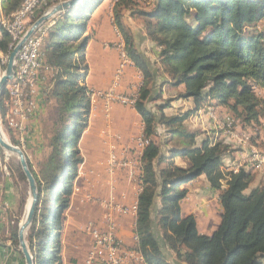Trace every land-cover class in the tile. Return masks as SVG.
I'll return each mask as SVG.
<instances>
[{
    "label": "trees",
    "instance_id": "1",
    "mask_svg": "<svg viewBox=\"0 0 264 264\" xmlns=\"http://www.w3.org/2000/svg\"><path fill=\"white\" fill-rule=\"evenodd\" d=\"M22 1L8 0L2 15ZM105 1L114 3V25L143 79L132 104L143 124L134 248L147 264H264V185L250 188L251 170L244 167L223 168L234 152L229 144L209 137L196 143L197 133L183 125L192 110L166 115L173 98L156 103L162 86H182L177 96L192 99L194 110L214 102L234 122L264 121V35L256 30L264 20V0H153L148 10H134L136 0H83L45 25L40 70L51 73L46 99L55 105V118L38 170L28 162L39 197L27 235L34 264H62V222L82 161L78 142L91 105L87 86L79 82L86 75L79 61L89 40L88 19ZM127 8L142 17L145 37L158 49L156 63L132 42L122 21ZM10 42L0 27V52L7 55ZM3 111L0 102V115ZM175 157L188 165L177 166ZM14 171L25 178L20 165ZM202 174L220 191V223L211 235L200 234L194 216L180 212L187 193L182 186ZM11 228L8 239L16 248V224Z\"/></svg>",
    "mask_w": 264,
    "mask_h": 264
},
{
    "label": "crops",
    "instance_id": "2",
    "mask_svg": "<svg viewBox=\"0 0 264 264\" xmlns=\"http://www.w3.org/2000/svg\"><path fill=\"white\" fill-rule=\"evenodd\" d=\"M7 1L0 0V11L2 8L4 10V5ZM106 4H108L107 1L100 5L88 19L85 33L89 35V40L83 58L79 61L80 71H86V75L81 77L79 82L80 80H84L85 85L91 91V105L87 126L83 130L78 142L82 161L78 165L69 205L64 212L60 236L62 264L83 263L91 245V237L85 232L83 221H85L86 225L89 222H93L100 227H105V217L107 214H112V219L116 224L115 234L122 240L123 244L130 247L135 244V208L141 190L138 174L139 168L136 172V178H131L126 167L109 169L108 158L111 153H114L119 160H137L141 157L139 149L135 147V142L138 137L139 146L142 149V120L140 115L131 106L122 105L117 102L105 106L104 101L100 98H96L92 102V89H108L114 79L115 70L119 62L118 49L103 46L107 40L111 39L112 31V12L110 7H106ZM143 36L144 41L152 44L145 37V32H143ZM136 47L150 59V55L144 49ZM151 47L154 54L158 55V49L152 45ZM128 64L129 67L121 76L116 91L126 95L132 94L131 97L135 98L143 79L135 66L130 62ZM43 73L44 80L39 86V99L41 98V92L50 88L49 81L47 80H49L51 73L49 71H43ZM44 83L48 84L47 87L43 86ZM165 87L169 89L167 86H163L162 89ZM182 89V86L170 88V90H174V93L169 95V98L172 97L174 100L170 102L168 108H175L176 110L180 106L187 109V111L192 110L188 116L189 123L191 122L188 129L197 133L196 143H200L209 137L215 140H222L229 145L233 144L234 147L232 148L238 147L237 151L232 152L224 159L223 168L225 170H233L236 167H244V169L251 170V172L258 171L252 169L248 161L250 162L253 152H257L264 157V141L258 140V137L261 135H258L259 133L253 134L252 132L254 137L251 138V143L249 141L246 142V139L239 138L238 132L234 131V129L233 132L226 133L222 128L223 116L227 113L225 107L211 102L201 109L194 110L192 99L179 98L177 96V92L182 91ZM165 97L166 95L164 94L162 98ZM50 102L53 106V102ZM209 109H212L211 113ZM181 111L183 109L179 110V112ZM165 114L174 115L176 112L171 114L165 112ZM239 124V132L242 137H248L245 135V132L251 130L249 127L256 125H260L259 127L261 125L264 126V121L261 119L259 124ZM262 140L264 139L262 138ZM169 148H171L170 145L166 147V149ZM172 161L179 167L184 168L188 165L187 160L181 157H175ZM1 162L0 160V233H3L8 230L9 223H11L7 218V214H11L15 210L17 193H14V184L10 176L2 174L1 164L4 163ZM261 181H263L262 184L264 185V177ZM182 187L187 190V193L180 202L181 214L183 216L193 215L198 232L204 235H211L217 229L220 220L218 221L215 218L217 226L210 228L207 232V228L210 227V222L213 218L212 215H214L210 198L218 202L217 211L221 215L220 191L212 189L203 174L184 184ZM222 187L224 188L225 185ZM87 194H90L93 199L88 200L86 198ZM110 201L112 202V207L113 205H132V214L124 215L113 208L111 210L110 207L105 206ZM182 208L185 209L184 213L181 211ZM10 241L7 240L6 242L0 238V264H22L21 256L17 251L19 248H15ZM134 262L138 261L134 260ZM23 264L25 263L23 262Z\"/></svg>",
    "mask_w": 264,
    "mask_h": 264
},
{
    "label": "rangeland",
    "instance_id": "3",
    "mask_svg": "<svg viewBox=\"0 0 264 264\" xmlns=\"http://www.w3.org/2000/svg\"><path fill=\"white\" fill-rule=\"evenodd\" d=\"M55 1L60 2L62 0H46L45 4L41 5V7L38 8L37 13H40L39 10L41 11V13L40 14L36 13L38 16L35 19L30 18L29 23L27 24V28L44 12V10H46L50 6L56 4L57 2H55ZM136 1L138 2V7L134 6V8H133L134 10L137 8L140 10H148L153 6L152 5L153 0L152 1L136 0ZM47 3H49V6L44 8V6ZM106 7L107 8L110 7V10L112 12V27H111L112 31H111V39L107 40L106 43L103 44V46L107 47V48L119 50V48H120L119 45H122L123 48H125V42H124V38L122 36V33L114 25V12H113L114 3L113 2L108 3V4H106ZM132 11L133 10H130V8H127V9H123V12H122L123 13L122 20H123V23L125 24V26L128 30L127 32L131 36L132 42L136 46H138L139 48L144 49L150 55V61L156 63L155 60H156L157 55L154 54V52L152 51V47H151V45L154 46V44L153 43L149 44L147 41H144L143 32H145V31H144V27H143V19L141 16H139L138 14H135ZM2 14H4L3 10L0 11V16ZM51 20L52 19H50V21L48 23H46L47 26H49L51 24ZM46 24H44V26H43L44 29L47 27V26H45ZM256 30L260 31L264 35V20L260 21V23L256 27ZM263 41H264V39H263ZM0 57H3V59H5L6 55L0 52ZM6 64H7V62H6ZM5 67H6V65L2 67L3 72L5 70ZM128 67L129 66L125 67L124 72ZM80 83L83 84L84 81L80 80ZM47 85L48 84L44 83L43 86L47 87ZM162 88H163V86H162ZM162 88H161V90H159L161 93V97L157 101H161L162 103H164L166 101V99L169 98V95L174 93V90H170V88L167 89L166 87L164 89H162ZM47 91L48 90L41 92V98L39 99L40 89L38 87L37 95L34 99V102L36 104V108H35L34 112L31 113V115L26 116L25 119H23V120H20V118L18 116H15L12 113H10L9 115H7V113L5 114V112L7 110L6 101L8 100V97L6 95L5 90L1 96L2 100L0 101L1 107L4 110L3 114L0 115V129H1L4 137L10 143H12L15 146H18L24 152L25 157L27 159V163L29 162L35 171L38 170L40 157L42 155L44 147L47 146V144L49 142V136L51 133V129L53 127L52 122L54 121V118H55V114L53 112L55 110V105L52 106L51 102H50L51 100L46 99V92ZM88 94L91 97L89 89H88ZM162 94L163 95L165 94L167 98L166 97L162 98L163 97ZM172 100H174V98ZM157 101H156V103H158V104L161 103V102H157ZM183 107H185V106H183ZM181 109H183V111L179 112V110H181ZM165 112L167 114H171V113L176 112V115H184V113L187 112V109H184V108L179 106L176 108V110H175V108H171V109L167 108V109H165ZM221 116H223V115H221ZM226 116H229L230 118H232L231 114H229V113H225V116H223V117L225 118ZM183 125L187 128H189V126L191 125V122L189 123L188 117L185 118V120L183 121ZM239 125L240 124L237 121H235L233 124V127H232V129H234V131L238 132L239 138L246 139L245 140L246 142L247 141L251 142V138L254 137L253 134L259 133L258 135H261V136L263 135V137L259 136L258 140L264 141V140H262V138L264 139V126H262V125H261V127H259L260 125H256L254 127L250 126L249 129H251V130L245 132V135H247L248 137H242V135L239 132V130H240L238 127ZM161 131H162V129H161ZM252 132H253V134H252ZM161 138H162V136H161ZM230 146L234 147L233 144H230ZM237 148L238 147L233 148L234 152L237 151ZM260 156L261 155H259V157ZM0 160L4 163V164H1L2 174L4 176H10V178L12 179L13 184H14V193L15 194L17 193L15 210L11 214H7V218L11 221V223H9L10 228H11V226L14 228V226L16 224L17 230H18L19 223L21 222V220L23 218L24 211H25L27 203H28V183L26 181V178L20 179L14 171L15 165H20L18 162V158L15 155L10 154L8 152H5L3 149L0 148ZM229 170H231V169H229ZM251 174H252V182L250 184V188H252L254 186H258V185H263L262 184L263 181H261L262 178L264 177V170L263 169L258 170L256 172H251ZM209 197H212V196H209ZM210 200H211L212 212H214V215H212L213 218H212V221L210 222V227L207 228V232H208V230H210V228L217 226V223H216L217 221H215V218L218 221L220 220V212L217 211L218 202L215 199L210 198ZM181 211L184 213L185 209L182 208ZM83 222H84L83 224L86 225L85 221H83ZM62 225H63V222H62ZM85 225H84V227H85ZM9 226H8L7 231L0 233V238H2L6 242H7V240L10 241V238L8 239V237H9V235H11L10 230L12 228L10 229ZM28 231H29V229L27 230V233H26V241H27ZM27 244H28V242H27ZM16 248H18V247H16Z\"/></svg>",
    "mask_w": 264,
    "mask_h": 264
},
{
    "label": "built area",
    "instance_id": "4",
    "mask_svg": "<svg viewBox=\"0 0 264 264\" xmlns=\"http://www.w3.org/2000/svg\"><path fill=\"white\" fill-rule=\"evenodd\" d=\"M46 0H25L22 2L19 18H2L4 24H9V27H19L24 25L26 19L33 18L37 15L38 6L45 4ZM37 13V14H36ZM50 21V20H49ZM45 22L44 24L48 23ZM44 24L39 26L37 30L22 44V48L19 49L15 60L14 72H17V81H7L8 85V115L10 113L18 116L20 120L25 119L26 116L31 115L36 108L34 99L37 95L38 87L44 80V73L40 70L41 58H40V45L43 40L41 36V29ZM119 62L115 70L114 79L108 89L105 90H93L92 102L96 98H100L104 101L105 106H109L111 103L117 102L122 105L132 107L131 95H125L116 91L117 86L120 83V78L124 73L127 63V56L123 54V46L119 45ZM6 61H0V75L3 73L2 67L6 65ZM45 72V71H44ZM222 128L226 133L233 132L232 126H230V120L224 118L222 122ZM136 148L141 152L139 146V138H136ZM249 166L252 169L264 170V158H261L256 162H249ZM108 167L113 169L116 167H126L128 174L131 178H136V172L138 170V159H117L114 153H111L108 158ZM237 170V167L234 168ZM86 198L92 200L93 197L87 194ZM105 206L110 207L120 214H132L133 206L113 205L112 202H108ZM112 214H107L105 217V227L89 222L85 226V232L91 237V245L86 253V256L82 264H140L134 262V245L125 246L121 239L115 234L116 224L112 219Z\"/></svg>",
    "mask_w": 264,
    "mask_h": 264
},
{
    "label": "water",
    "instance_id": "5",
    "mask_svg": "<svg viewBox=\"0 0 264 264\" xmlns=\"http://www.w3.org/2000/svg\"><path fill=\"white\" fill-rule=\"evenodd\" d=\"M82 2L83 0H62L60 2H57L56 4L44 10V12L27 28L24 35L20 38V40L10 51L5 70L2 75H0V97L4 93L7 81L11 79L14 74L17 53L22 44L26 41V39H28L37 30V28L45 22L49 21L50 19H54V17H56L57 15H60L66 11L73 9ZM0 148L3 149L5 152L15 155L18 158V162L28 183V203L24 211L23 218L19 223L17 235L18 248L23 255L24 263L34 264L33 256L26 241V233L32 224L35 215V209L39 201L37 183L32 172L29 169L24 152L18 146H15L10 143L4 137L1 129Z\"/></svg>",
    "mask_w": 264,
    "mask_h": 264
},
{
    "label": "bare ground",
    "instance_id": "6",
    "mask_svg": "<svg viewBox=\"0 0 264 264\" xmlns=\"http://www.w3.org/2000/svg\"><path fill=\"white\" fill-rule=\"evenodd\" d=\"M23 1H25V0H23ZM22 2L20 4V6L18 7V9H20ZM39 7H41V5H39L38 8ZM19 17H20V10H15V11L11 12L10 14L2 15V18H19ZM29 20L30 19H26L24 22V25L20 28V36H23L25 31L27 30V24L29 23ZM0 27L3 28L9 34V36L11 38V42L9 44V50L11 51L13 49V47L16 45V43L20 40V39H18L19 27H9V24H4V20H1V16H0ZM44 30H45L44 28L41 29V36H43ZM21 48H22V46L20 47V49ZM10 51L6 55L5 59H3V57H0V61H6L8 59V55H9ZM123 54H125V56H127L125 48H123ZM129 62H130V60L127 56V63H129ZM9 81H17V72H14L12 78L9 79ZM5 92H6V95L8 97V85L5 86ZM133 102H134V98L131 97V103L133 104ZM6 107H7V110H6L5 114L7 113V115H8V100L6 101ZM209 112L211 113L212 109H209ZM225 119L230 120V126L233 127L234 119L230 118L229 116H226ZM260 158H261V156L259 157V154L257 152H254L252 157L250 158V162H256ZM134 260H137L140 264H147L144 262L142 256L140 255V253L135 248H134Z\"/></svg>",
    "mask_w": 264,
    "mask_h": 264
}]
</instances>
